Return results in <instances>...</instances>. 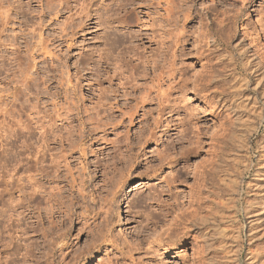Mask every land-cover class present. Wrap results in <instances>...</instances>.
<instances>
[{"label": "rangeland", "instance_id": "1", "mask_svg": "<svg viewBox=\"0 0 264 264\" xmlns=\"http://www.w3.org/2000/svg\"><path fill=\"white\" fill-rule=\"evenodd\" d=\"M261 110L264 0H0V264H248ZM194 148L166 190L158 153ZM201 171L203 244L168 247Z\"/></svg>", "mask_w": 264, "mask_h": 264}, {"label": "bare ground", "instance_id": "2", "mask_svg": "<svg viewBox=\"0 0 264 264\" xmlns=\"http://www.w3.org/2000/svg\"><path fill=\"white\" fill-rule=\"evenodd\" d=\"M90 3V2H89ZM84 4V3H83ZM85 5V4H84ZM86 6V5H85ZM86 10V7H83L81 8V12L82 11H85ZM245 32V31H244ZM241 47V46H240ZM258 57V62L261 60V58H259V56H256V58ZM263 112L264 110H261L257 116V123L258 125L260 124L261 120L263 119ZM83 140V138H81V141ZM127 140V139H126ZM44 141V140H43ZM125 141V140H124ZM72 142V141H71ZM128 142V141H126ZM44 144V143H43ZM71 144V143H70ZM125 144V143H124ZM128 148V144H126ZM45 147V146H44ZM73 147V146H72ZM40 148V147H39ZM197 149L198 148H194V149H191V150H187V151H182L180 152L179 154L174 155L173 157H171V160L172 162H174L176 164L175 166V169L171 170L169 174L163 176V177H160L159 174L156 173V170L158 169H161V167L163 166V164L165 163H168L167 162V158L169 157V152H159L158 153V157L156 158V160L158 161L157 164H156V168H153V171H154V176L155 177H158V182L159 184L161 185L162 183L164 184L166 188V190L170 191L171 188H176V184L177 183H183L182 182V179H183V176H184V172L182 170V168H186V162H184V166H180L177 168V166L180 164V160L181 159H184V160H187L189 155L193 153H197ZM38 151V150H37ZM82 151V150H81ZM84 151V150H83ZM119 151V149H118ZM125 151V150H124ZM261 151H264V145H262L260 147V158L262 156V152ZM42 152V151H41ZM122 152V151H120ZM42 154V153H41ZM120 154V153H119ZM85 155V154H84ZM122 155V153L120 154ZM81 157H83V152L81 153ZM124 157V156H123ZM264 157V155H263ZM259 160V159H258ZM259 161H262V160H259ZM58 163V162H57ZM59 165V164H57ZM59 169V167H58ZM146 170L147 168L145 169L144 172H141V173H138V176H143L144 175H147L146 174ZM70 173H71V176H73L72 172H71V169L69 170ZM130 170H128L129 172ZM261 173V169L258 171L257 175V178L261 179V175L263 176L262 180L264 179V173L263 174H260ZM120 176V175H119ZM131 177H135V176H130V175H125V174H122L120 177H118V181H117V184H118V187L124 185L127 181H129L131 179ZM58 178V176H57ZM196 179L195 180V187H196V193L195 195L192 197L191 199V206L189 208H185L184 206V203H178L176 205L174 204H171V203H167L165 202L163 205H162V209H161V220L163 222V224H165V236L163 238V241L165 242V244L168 245V247L171 246V244L173 243H178V244H182L188 237H192V238H198L199 241L201 242V238L204 236V232L201 231L202 228H200V226L203 224L204 222V217L201 215L200 213V205H199V199H200V195H204V190L206 189V177H205V174L203 171L199 172L198 175L195 176ZM109 179V178H108ZM116 179V180H117ZM105 180V179H104ZM107 180V179H106ZM76 181V178L73 177L72 178V184ZM80 181H82L80 179ZM264 181V180H263ZM110 183V182H109ZM84 184V183H83ZM116 184V185H117ZM74 185V184H73ZM114 185V184H113ZM105 186V185H104ZM264 186V185H263ZM253 187H255V189H259L260 191H264V188L261 189L262 185L260 183H258V180H255L254 183H253ZM164 187L162 186V189L160 190L159 193H165L163 190ZM105 189V188H104ZM113 189V188H112ZM112 189L109 190V193H107V196L109 194H115V191H112ZM85 190V189H84ZM158 190V189H157ZM79 191V190H77ZM83 190L81 189L80 190V196L82 194ZM108 191V189H107ZM156 191V189H155ZM154 191V193H155ZM99 192V191H98ZM106 192V191H105ZM111 192V193H110ZM84 193V192H83ZM153 193V194H154ZM103 194V193H102ZM105 194V193H104ZM152 194V195H153ZM166 194V193H165ZM158 195V193H157ZM156 195V196H157ZM161 195V194H160ZM169 198H170V194H166ZM85 196V195H84ZM106 196V197H107ZM159 196V195H158ZM205 196V195H204ZM82 197H83V194H82ZM99 197V196H98ZM113 197V196H112ZM155 197V195H154ZM150 198V197H149ZM156 198V197H155ZM154 198V199H155ZM203 198V197H201ZM106 199L105 198V202H106ZM95 200V199H94ZM159 200V199H158ZM112 201V200H111ZM143 201V200H142ZM140 203V201H139ZM144 203V201H143ZM105 204V203H104ZM109 204V203H108ZM142 204V203H141ZM140 204V205H141ZM257 208L258 209H255L252 205L253 203H250L248 206H247V213L250 214L251 216H254L255 218L254 219H251L250 220V224L251 223H254L258 220H263L264 221V192L261 193V195L259 196V199L257 200V202L255 203ZM106 205H107V202H106ZM108 207L106 208V210H104V216L106 217V215H110L111 214V209H112V204L110 205H107ZM87 207V206H86ZM103 207V206H102ZM177 208V211H180V209H184V215L180 213V216L177 215V213H175V209ZM175 213V215H174ZM250 216V217H251ZM103 217V219L105 218ZM110 217V216H109ZM108 218V217H107ZM106 219V218H105ZM103 220L101 222H103L105 224L104 221L106 220ZM109 219V218H108ZM111 220V219H110ZM109 220V221H110ZM160 220V221H161ZM108 221V220H107ZM157 222V221H156ZM102 224V223H100ZM154 224V223H153ZM158 224V223H156ZM159 225V224H158ZM252 225V224H251ZM96 226V225H95ZM156 226V225H154ZM196 229L195 231L194 230H190V229ZM155 229V228H154ZM252 229V227L249 228V231ZM138 233V232H137ZM189 233H192L191 235H188ZM146 234V233H145ZM138 235V234H137ZM143 237V235H142ZM139 241L140 243H142V238L140 239L139 237ZM139 243V242H138ZM203 244V241L201 242V245ZM88 250V249H87ZM86 250V252H87ZM89 251V250H88ZM249 255H248V264H254L253 263V258H261L263 255H264V248L262 249H257L255 252H252L249 250ZM252 259V260H251ZM251 260V261H250ZM108 264H111V261L108 262ZM137 264H144L142 261L138 262Z\"/></svg>", "mask_w": 264, "mask_h": 264}]
</instances>
